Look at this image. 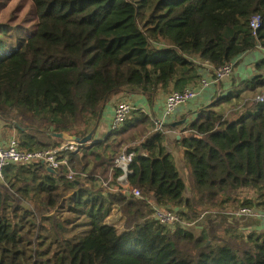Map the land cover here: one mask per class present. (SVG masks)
Here are the masks:
<instances>
[{
    "label": "trees",
    "instance_id": "1",
    "mask_svg": "<svg viewBox=\"0 0 264 264\" xmlns=\"http://www.w3.org/2000/svg\"><path fill=\"white\" fill-rule=\"evenodd\" d=\"M7 11L1 135L29 151L56 147L57 134L88 138L120 94H143L153 105L200 78L203 63L213 74L264 49V0H0V14ZM254 15L262 19L256 36ZM258 67L240 91L165 124V133L140 111L87 143L70 161L89 177L69 178L65 167L51 172L42 162L7 167L0 264H264V233L243 231L252 221L264 227L260 219L201 218L208 210H264V102L252 101L264 91V58ZM232 98L239 102L218 109ZM127 144L135 152L129 184L145 199L102 188L95 177H109ZM148 201L195 223L166 226Z\"/></svg>",
    "mask_w": 264,
    "mask_h": 264
},
{
    "label": "built area",
    "instance_id": "2",
    "mask_svg": "<svg viewBox=\"0 0 264 264\" xmlns=\"http://www.w3.org/2000/svg\"><path fill=\"white\" fill-rule=\"evenodd\" d=\"M253 34L256 36L259 29L262 26V19L260 15H254L250 22ZM241 57L234 59L233 61L226 63L213 70V74L201 79L200 84L197 87H186L182 90H176L168 95H165L161 99L162 113L155 119L156 126L154 132L165 133L166 129L164 125L169 122L171 115L180 106H185L196 99L212 84L221 82L222 80L231 77L236 69V65ZM255 103L264 102V91L252 100ZM134 110L133 104L126 100L120 99L117 103L111 123V131H118L124 124V122L130 117ZM59 144L51 149L41 150H23L20 148L19 142L15 139L9 140L7 143L0 144V181H4V170L15 163H32L42 162L47 164L53 170L61 167H65L67 176L69 178L81 176L89 177L88 171H79L71 165L70 156L72 153L80 151L87 143L77 137L63 136L59 138ZM132 144L125 145L119 156L115 160L114 168L111 170V174L108 178L101 175H96L97 183L102 188H106L112 192H119L124 195L133 196L136 198L145 199L139 188L131 186L129 184L128 176L131 173V165L135 156V152L131 149ZM113 170L120 171L121 175L114 179L112 175ZM152 205L153 214L155 218L162 224L169 227L191 226L195 222L183 219L176 211L170 208H164L159 205H155L151 201H148ZM207 215H212L214 219H219L221 215H227L230 220L233 218L239 219H260L264 220V210L255 209L253 207H241L234 211H217L208 210L202 213L201 218ZM247 233L246 230H243Z\"/></svg>",
    "mask_w": 264,
    "mask_h": 264
},
{
    "label": "crops",
    "instance_id": "3",
    "mask_svg": "<svg viewBox=\"0 0 264 264\" xmlns=\"http://www.w3.org/2000/svg\"><path fill=\"white\" fill-rule=\"evenodd\" d=\"M264 58V49L259 47L254 51L249 52L248 54L241 57L240 61L236 65V69L234 74L231 77H228L224 80H222L219 83L212 84L208 89H206L195 101L192 103L185 105L184 107L178 108L174 111V113L171 115V118L169 119L168 123H176L180 122L182 117L186 115V118L192 117L194 115L195 111L199 109L202 106L208 105L213 101H216L217 98L227 95L228 93L232 92H238L242 89L241 83L249 82L252 80V78L259 73V67L258 63ZM197 62V61H196ZM206 67V69H203L199 67L196 69L198 73L197 75H201L200 78L211 76V72L208 70L210 68L209 63H203ZM194 73L189 74L192 75ZM196 78V81L187 79L186 81L181 83L182 87H197L200 84L201 79ZM164 97V96H163ZM161 97L158 99L153 105H151L147 98L143 94H120L112 99L110 101L102 114L101 122L98 128H96L93 133L94 136H92L89 146L93 144V141L95 140H102L104 139L111 131V123L115 111V107L120 99H126L130 101L133 106L134 110L132 112L131 118H135L140 115V111L144 112V114L148 115L150 118L151 128L154 129L156 126L155 119L159 117L162 113L163 107L161 103ZM239 102V99L232 98L228 102L222 103L219 106L220 111H226L228 108H231L232 105L237 104ZM167 123V124H168ZM2 130V124L0 122V144L1 143H7L9 139L11 138H4L1 135ZM167 132V131H166ZM169 149V148H168ZM122 150V149H121ZM170 150V149H169ZM182 162V161H181ZM46 165V164H45ZM181 165V163L179 164ZM178 165V166H179ZM48 170L49 166L47 165ZM52 169V168H51ZM51 171V170H49ZM55 171V170H53ZM51 171V172H53ZM1 182V181H0ZM261 222H264V220H261ZM257 224H253L252 226H249L248 228L244 229L247 232L251 231H264V227L257 228Z\"/></svg>",
    "mask_w": 264,
    "mask_h": 264
},
{
    "label": "rangeland",
    "instance_id": "4",
    "mask_svg": "<svg viewBox=\"0 0 264 264\" xmlns=\"http://www.w3.org/2000/svg\"><path fill=\"white\" fill-rule=\"evenodd\" d=\"M13 7V6H12ZM12 7H10V9H12ZM8 15H9V11H7L5 14H0V20H5L7 17H8ZM240 61V60H239ZM181 107H184V106H180L179 108H181ZM132 115H130V117H131ZM130 119V118H129ZM130 120H132V119H130ZM134 144V143H133ZM133 144H132V146H133ZM173 153H175V156L177 157V162H178V165L181 163V161H182V159H181V153L180 152H178V150H176L175 148H174V146L173 145H169V147H168ZM179 167L180 168H182V165H179ZM182 171V170H181ZM119 217H120V215H119V213L117 212V211H114L113 212V214H112V216H111V218H110V221L111 222H117V221H119ZM259 221V220H258ZM260 222V221H259ZM247 224H255L253 221L252 222H249V223H247ZM118 228H119V230L121 231L123 228H121V225H118ZM251 232H253L254 233V235L256 236V235H259V234H263L264 233V231H260V232H254V231H251ZM250 232V233H251ZM248 233V232H247Z\"/></svg>",
    "mask_w": 264,
    "mask_h": 264
},
{
    "label": "water",
    "instance_id": "5",
    "mask_svg": "<svg viewBox=\"0 0 264 264\" xmlns=\"http://www.w3.org/2000/svg\"><path fill=\"white\" fill-rule=\"evenodd\" d=\"M175 124H178V122H176ZM64 135L61 134H57L56 137L57 138H62ZM92 136L90 135L88 138L84 139V142L89 143L91 140ZM49 170L53 171V169L49 168Z\"/></svg>",
    "mask_w": 264,
    "mask_h": 264
}]
</instances>
